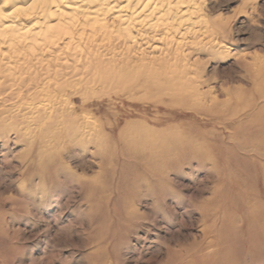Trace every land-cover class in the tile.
<instances>
[{
  "label": "rangeland",
  "instance_id": "1",
  "mask_svg": "<svg viewBox=\"0 0 264 264\" xmlns=\"http://www.w3.org/2000/svg\"><path fill=\"white\" fill-rule=\"evenodd\" d=\"M200 3L171 70L0 104V264H264V0Z\"/></svg>",
  "mask_w": 264,
  "mask_h": 264
},
{
  "label": "bare ground",
  "instance_id": "2",
  "mask_svg": "<svg viewBox=\"0 0 264 264\" xmlns=\"http://www.w3.org/2000/svg\"><path fill=\"white\" fill-rule=\"evenodd\" d=\"M201 5L200 0H0V104L28 98L25 87L35 93L33 100L38 99L44 81L58 90L65 88L70 85L68 75L83 79L85 74L86 82L101 84L129 80L128 71L138 73L146 67L152 72L170 69L182 53L186 35L194 30ZM146 47L160 57L147 61L151 57ZM123 86L120 89L128 85ZM255 91L259 98L261 92ZM70 116L60 110L54 118L65 123ZM259 129L263 136L264 126ZM257 152L264 156L263 149ZM258 238L257 245L264 246V235Z\"/></svg>",
  "mask_w": 264,
  "mask_h": 264
}]
</instances>
